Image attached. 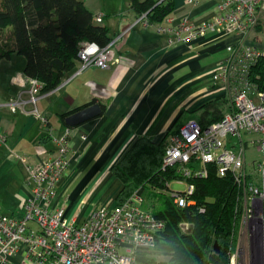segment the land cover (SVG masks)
I'll use <instances>...</instances> for the list:
<instances>
[{"label": "crops", "instance_id": "obj_1", "mask_svg": "<svg viewBox=\"0 0 264 264\" xmlns=\"http://www.w3.org/2000/svg\"><path fill=\"white\" fill-rule=\"evenodd\" d=\"M83 3L94 18L103 14L100 23L115 40L113 57L105 69L89 67L77 73L76 67L58 87L42 94L37 108L48 131L33 114L6 105L27 98L24 63L0 82V130L5 136L0 143L1 214H22L31 190L28 166L35 168L55 156L56 139L69 127L60 114L92 98L103 105L102 112L69 127L68 165L52 200L55 205L66 196L64 214H76L79 221L98 206L114 204L122 184L110 168L138 137L168 143L171 132L185 121L202 123V116L212 110L207 103L217 97L225 100L220 105L223 114L228 109L229 98L215 90L212 73L227 54V46L243 36L219 29L181 41L169 31L183 17L192 23L211 20L218 13L214 0L194 4L174 0L172 13L149 25L129 8L128 0ZM160 27L165 30L159 31ZM25 255L26 249L21 248L0 264H32Z\"/></svg>", "mask_w": 264, "mask_h": 264}, {"label": "built area", "instance_id": "obj_2", "mask_svg": "<svg viewBox=\"0 0 264 264\" xmlns=\"http://www.w3.org/2000/svg\"><path fill=\"white\" fill-rule=\"evenodd\" d=\"M198 1L186 0L190 4ZM214 2L218 13L211 20L192 23L183 17L169 31L181 41L219 29L243 36L227 46V54L216 62L212 73L215 90L229 98V106L221 119L209 124L202 125L195 119L182 123L169 138L162 167L177 165L182 177H203L208 172L206 165L214 163L217 175L230 172L238 185L243 184L241 221L246 222L249 245L246 256L242 250L233 249L228 264H264V85L260 89L250 80L253 65L264 58V46L248 39L256 26L264 23V0ZM102 16L98 13L96 21L101 22ZM140 18L146 23L143 16ZM114 42L111 40L105 46L82 42L77 50V73L89 67L108 68ZM25 80L27 98L6 105L33 114L48 131L46 119L37 108L41 84L35 78ZM69 130L66 128L56 139L55 156L43 159L35 168L28 166L31 190L22 214L0 213V263L25 248V259L32 264H163L153 256L157 253L156 235L164 228V220L144 207L145 199L138 189L120 204L96 207L81 221L76 214H64L66 196L55 205L52 203L68 165ZM4 140L0 130V143ZM251 149L259 157L253 156L249 169L245 162L246 152ZM176 182L183 183L185 188L172 192L175 201L179 205L190 203L188 196L194 185L183 178ZM182 225L187 227L186 223ZM258 239L262 243L260 251Z\"/></svg>", "mask_w": 264, "mask_h": 264}, {"label": "trees", "instance_id": "obj_3", "mask_svg": "<svg viewBox=\"0 0 264 264\" xmlns=\"http://www.w3.org/2000/svg\"><path fill=\"white\" fill-rule=\"evenodd\" d=\"M128 3L148 25L162 22L174 9V0H128ZM112 39L108 27L96 21L83 0H0V59H9L14 53L23 55V74L37 79L42 93L58 87L64 75L79 65L77 50L82 42L105 46ZM250 80L263 88L264 58L253 65ZM222 97L207 103L212 110L202 116V125L221 119L220 105L225 102ZM93 102L95 98L61 113L60 117L64 119ZM166 145L165 139L156 142L140 136L111 166L122 184L114 203L124 202L137 189L141 193L147 190L149 198L158 197L160 207L151 211L164 220V228L156 235V251L168 257L163 264H228L238 216L244 207L243 184L238 185L230 172L217 175L214 163L206 165L208 172L203 177H182L177 165L163 168ZM182 178L194 185L188 196L191 202L185 205H179L172 194L183 189L170 186L184 185L176 182Z\"/></svg>", "mask_w": 264, "mask_h": 264}, {"label": "rangeland", "instance_id": "obj_4", "mask_svg": "<svg viewBox=\"0 0 264 264\" xmlns=\"http://www.w3.org/2000/svg\"><path fill=\"white\" fill-rule=\"evenodd\" d=\"M88 5H91V3L88 2ZM248 39L251 40L252 42H255L254 44L259 43L261 46H264V23L256 26L253 32L248 36ZM23 63H25V57L21 54H16V53L12 55L11 60L0 59V82L4 81L7 75H9L14 69L22 68ZM227 99L228 98H226V100ZM246 155H247V159L245 165L247 166V168L250 169L251 160L252 158H254L253 156L256 155L257 157H259V153L255 151V149L253 150L251 149L246 152ZM170 186L173 188L177 187L179 189L185 188V185H176L175 183H171ZM142 195L144 196L145 199L144 207H147L150 210H157L160 207V201L157 196H152L151 198H149L147 190L143 191ZM241 214L242 211L239 213L238 216V229L236 233L234 250L240 249L242 250L243 255L246 256L249 245V233L246 222H244L243 220L241 221L242 218ZM263 243H264V237H263ZM153 257H154L153 259H156L157 261H160L162 263L167 262L168 259L166 254L161 251H159V253L157 252Z\"/></svg>", "mask_w": 264, "mask_h": 264}, {"label": "water", "instance_id": "obj_5", "mask_svg": "<svg viewBox=\"0 0 264 264\" xmlns=\"http://www.w3.org/2000/svg\"><path fill=\"white\" fill-rule=\"evenodd\" d=\"M102 112V108L99 104V102H93L91 104H88L84 107H81L74 112H71L70 114L66 115L64 117V123L69 127L77 126L91 118H94L98 116ZM261 241L260 239L257 240V245L259 251L261 250ZM214 248L217 249V245L215 243Z\"/></svg>", "mask_w": 264, "mask_h": 264}]
</instances>
